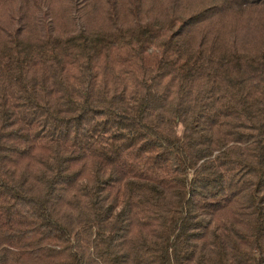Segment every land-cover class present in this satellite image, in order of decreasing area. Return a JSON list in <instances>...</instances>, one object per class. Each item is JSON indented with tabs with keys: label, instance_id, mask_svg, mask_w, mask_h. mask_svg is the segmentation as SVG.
Wrapping results in <instances>:
<instances>
[{
	"label": "trees",
	"instance_id": "trees-1",
	"mask_svg": "<svg viewBox=\"0 0 264 264\" xmlns=\"http://www.w3.org/2000/svg\"><path fill=\"white\" fill-rule=\"evenodd\" d=\"M0 264H264V0H0Z\"/></svg>",
	"mask_w": 264,
	"mask_h": 264
}]
</instances>
